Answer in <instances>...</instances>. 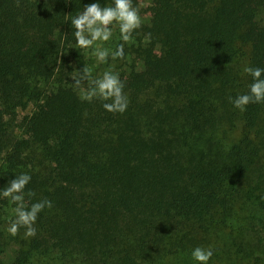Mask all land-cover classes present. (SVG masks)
Returning <instances> with one entry per match:
<instances>
[{
	"label": "trees",
	"instance_id": "trees-1",
	"mask_svg": "<svg viewBox=\"0 0 264 264\" xmlns=\"http://www.w3.org/2000/svg\"><path fill=\"white\" fill-rule=\"evenodd\" d=\"M0 264H264V0H0Z\"/></svg>",
	"mask_w": 264,
	"mask_h": 264
},
{
	"label": "rangeland",
	"instance_id": "rangeland-1",
	"mask_svg": "<svg viewBox=\"0 0 264 264\" xmlns=\"http://www.w3.org/2000/svg\"><path fill=\"white\" fill-rule=\"evenodd\" d=\"M151 0H145V2H150ZM109 22L110 25L108 29L102 28L101 21L96 27H91L88 30L87 36H83L82 46L78 49V60L79 62H83L87 67V71L99 70L103 73L111 72V66L108 65L106 61V54L104 47H106V43L110 42V36H116L114 32H121L123 28H129L132 24H135L139 18L133 14L130 9H119V10H110L109 11ZM109 31V32H108ZM108 33L110 35L107 38ZM102 41H104L102 43ZM110 70V71H109ZM110 73H107V75ZM9 250H6V257L11 256L9 254L12 253V244H8Z\"/></svg>",
	"mask_w": 264,
	"mask_h": 264
}]
</instances>
